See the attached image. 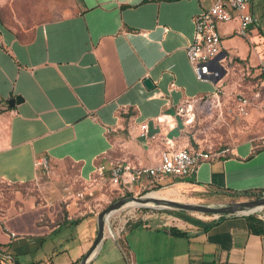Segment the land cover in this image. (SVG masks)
Returning a JSON list of instances; mask_svg holds the SVG:
<instances>
[{
  "label": "crops",
  "instance_id": "crops-1",
  "mask_svg": "<svg viewBox=\"0 0 264 264\" xmlns=\"http://www.w3.org/2000/svg\"><path fill=\"white\" fill-rule=\"evenodd\" d=\"M213 2L0 0V184L35 181L41 194L34 202L16 193L14 205L0 208V264L80 261L96 235V196L106 184L118 194L126 190L137 196L157 187L196 203L247 201L248 194L264 191V137L205 151L186 133L187 103L216 92L219 108L212 113L223 110L242 74L256 68L258 75L264 60L255 26L249 38L258 52L251 46L253 60L245 50L242 58L244 38L235 35V19L218 25L220 54L211 67L218 76L195 78L185 47L193 37L194 16ZM16 96L20 102L8 106ZM250 105L249 100L245 111L255 123L264 111L247 113ZM163 116L172 122L161 121ZM143 124L147 136L139 131ZM164 136L175 148L217 156L201 161L191 182L166 177L110 185L111 163L156 165ZM68 166L77 167L81 190L54 198L50 175ZM45 177L51 180L44 182ZM194 217L212 226L167 213L123 219L115 213L109 221L113 235L105 233L89 264H264V234L249 231L246 216ZM126 220L131 226L120 234ZM171 226L186 236H171ZM72 227L84 229L76 236L68 233Z\"/></svg>",
  "mask_w": 264,
  "mask_h": 264
},
{
  "label": "built area",
  "instance_id": "built-area-1",
  "mask_svg": "<svg viewBox=\"0 0 264 264\" xmlns=\"http://www.w3.org/2000/svg\"><path fill=\"white\" fill-rule=\"evenodd\" d=\"M237 20L235 35L249 39L251 29L256 24V18L252 12V0H214L207 10H200L193 18L194 33L191 41L185 47V55L191 65L194 76L197 80L207 81L218 76V71L212 70L214 59L220 54V33L218 25ZM259 71L264 76V60L259 63ZM264 84V79H263ZM259 94L255 95L258 98ZM198 103L201 112H208L219 108V99L216 92L204 95L200 99H194L185 105L184 113L188 116L187 122L194 118V104ZM237 112L245 115V108L249 100L238 97ZM161 121L170 124L172 119L168 116L160 118ZM141 135H148L146 124L140 126ZM153 138V137H152ZM165 149L161 152L159 162L149 167H131L121 163H111L109 170L110 185L129 184L141 180L150 182L159 181L166 177H187L194 175L198 164L216 157L217 154L204 153L202 151L190 152L186 149L175 148L171 139L166 136L162 139ZM81 198L82 194H76ZM264 216V215H263ZM11 237L15 234L11 233Z\"/></svg>",
  "mask_w": 264,
  "mask_h": 264
},
{
  "label": "rangeland",
  "instance_id": "rangeland-1",
  "mask_svg": "<svg viewBox=\"0 0 264 264\" xmlns=\"http://www.w3.org/2000/svg\"><path fill=\"white\" fill-rule=\"evenodd\" d=\"M212 1L213 0H210V2ZM252 12H253L254 17L256 18V24L254 28L258 30V37L260 39L259 44H261V46H263L262 48L264 49V0H253L252 1ZM244 40L242 39V58H243V55L245 54L244 50L249 51L248 61H252L253 60V55H252L253 49L251 46L254 47L256 52H258L257 51L258 45L256 41L250 38L246 41ZM226 41L227 40H224V42ZM238 45H241V44H238ZM251 70H252L251 74H249L248 76L246 74L245 76L242 74V82L239 85L240 87L238 86L239 87L238 91L231 95L227 106L224 107L223 110H219L217 112L212 113L213 112L212 110L208 112H201V111L199 112V109H198V112H196V110L193 109L195 116L193 120L187 125L186 133L188 134L189 137L192 136L195 139L199 149L205 150V151H212V150L222 149L225 147H231L232 145L236 144L240 140H243L249 137H253L254 142L256 143L261 142L260 140L263 139L264 137V115L262 116L256 115L254 119V121L255 120L256 121L255 123H253L247 114L239 115L237 112V108H236V99L238 97H241L239 95L242 94V96H246V99H249L251 103L249 107L250 108L249 111L247 109V113L249 112L251 113L255 111V113L257 114H262V112L264 111V84H263V81L260 80L259 74L257 75V73L254 71L256 70V68L251 69ZM236 72L239 73V71H236ZM257 93L259 94V97L255 98V95ZM187 118L188 116L185 115L186 120ZM75 174H76L75 169L68 166V168L66 169V172L64 171L63 173V170H62V171H59L55 175H50V177H53L54 179L53 182L56 183V185H54V189L50 191V195L55 198V197H58L57 193H63L65 197H69V196H72L75 192L81 190L80 187L77 185V180H75L76 178ZM50 180L51 178H47V177L44 178V182H47ZM9 185L0 184V208L8 209L10 204L14 205V196L16 193L17 195H20L24 200L33 199L34 202L39 201V196H41V194H39L40 191L35 181L32 183L23 184V185L16 186V187L9 186ZM152 189L154 188H151L148 191V193L158 191V189H155V190H152ZM116 193L118 192L117 190L115 191V188L110 187L108 184H106L105 186L103 185V189L98 190V193L96 196L97 205H96V209L94 210H97L98 212H100L101 210L105 209L104 208L105 206L109 205L116 199L120 197H124V196H117L118 194ZM178 200L182 202L196 203V202H192L183 197H179ZM227 203H231V202L199 203V204L217 205V204H227ZM58 206H59V203H58ZM16 208H17V205H16ZM61 208L62 206L60 205V212H61ZM133 209H136V208L125 209V212L119 215V217L123 219L125 213L128 215L133 214L131 211ZM148 209L165 210V209H156V208H148ZM169 211H173V210H169ZM118 213L119 212H117V214ZM152 213L165 214L163 212H152V211H149L145 214H152ZM254 215H257V214H254ZM259 215H264V210L260 212ZM83 229H84L83 227H78L77 229L75 227H72L70 228L68 233L75 234L77 236L82 232ZM64 233H67V232L65 231ZM62 235L64 234H61L60 237ZM24 260L26 262L29 259H21L22 262H24Z\"/></svg>",
  "mask_w": 264,
  "mask_h": 264
},
{
  "label": "water",
  "instance_id": "water-1",
  "mask_svg": "<svg viewBox=\"0 0 264 264\" xmlns=\"http://www.w3.org/2000/svg\"><path fill=\"white\" fill-rule=\"evenodd\" d=\"M219 55L214 59L217 61ZM144 85L148 89H152V84L148 79L144 80ZM20 97L16 96L7 101L8 106L13 107L20 102ZM145 193L140 196L127 195L120 197L110 203L107 208L101 210L96 216V235L91 244L90 249L81 258L78 264H89L96 252L98 251L105 233L113 235L109 224L110 217L115 213L127 208H156L173 211H182L196 217L217 218L223 216H248L260 214L264 210V194L257 199L239 201L227 204H199L182 202L180 200L165 199L149 196ZM202 227L210 228L212 224H200Z\"/></svg>",
  "mask_w": 264,
  "mask_h": 264
},
{
  "label": "trees",
  "instance_id": "trees-1",
  "mask_svg": "<svg viewBox=\"0 0 264 264\" xmlns=\"http://www.w3.org/2000/svg\"><path fill=\"white\" fill-rule=\"evenodd\" d=\"M259 76H260V80H263L264 76L261 73H259ZM0 112H1V110H0ZM73 168L75 169V171H77V167L76 166H73ZM176 178L178 180H183V181H189V182L193 181V175L192 176H187V177H182V178H180V177H176ZM9 186L16 187V186H20V185L19 184H10ZM155 189H158V188L156 187V188H154L152 190H155ZM147 192H148L147 190H144L141 193H139L138 195H143V194H145ZM263 192L264 191H255L253 193L248 194L247 198L249 200L260 198L263 195ZM131 194H132L131 192L125 190L121 194H118L117 196H127V195H131ZM106 207H108V205L105 206L104 208H106ZM131 211H132L133 215H143V214H145V213H147L149 211H152V212H163V213H167V214H173V215L177 216V218H179V219H181L183 221H187V222H190V223H193V224H196V225L202 224L195 217L190 216L189 214H187L185 212H182V211L150 210L148 208H136V209H133ZM124 212H125V210L122 211L121 213H118V214L121 215ZM127 217H128V214L125 213L124 214V218H127ZM245 220L247 222V226H248L249 231H251L254 234H264V221L258 215H248V216L245 217ZM135 222H138V224H140V221H135ZM130 223L131 222L126 220V222L124 224V229H122L120 231V234L123 233V231L127 228V226L128 227H129V225L131 226ZM115 224H116V221H114V223H112V228H115ZM132 224L135 225L137 223H132ZM167 231H168V233L171 236H174V237H184V236H186V234L183 231L179 230L178 228H176L174 226L169 227L167 229ZM78 262L79 261H76L73 264H77ZM14 264H19V263L15 262ZM29 264H39V263L35 262V263H29Z\"/></svg>",
  "mask_w": 264,
  "mask_h": 264
},
{
  "label": "bare ground",
  "instance_id": "bare-ground-1",
  "mask_svg": "<svg viewBox=\"0 0 264 264\" xmlns=\"http://www.w3.org/2000/svg\"><path fill=\"white\" fill-rule=\"evenodd\" d=\"M168 191V190H167ZM166 192V191H165ZM172 195V194H171ZM169 193H164V192H161V191H155V192H152L149 194V196H152V197H159V198H165V199H172V200H175L174 197H172ZM176 195V194H175Z\"/></svg>",
  "mask_w": 264,
  "mask_h": 264
}]
</instances>
